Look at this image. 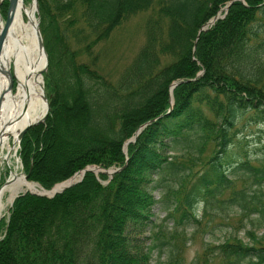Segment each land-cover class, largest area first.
<instances>
[{
  "label": "trees",
  "instance_id": "16d2710c",
  "mask_svg": "<svg viewBox=\"0 0 264 264\" xmlns=\"http://www.w3.org/2000/svg\"><path fill=\"white\" fill-rule=\"evenodd\" d=\"M37 1L51 109L20 142L29 180L50 190L90 165L122 169L89 171L54 197L21 193L0 220V264H151L155 252L165 264H264V233L207 244L190 262L183 241L202 211L264 227V140L255 155L241 141L264 126V0L227 12L231 0ZM144 11V44L116 77L103 73L95 47Z\"/></svg>",
  "mask_w": 264,
  "mask_h": 264
},
{
  "label": "rangeland",
  "instance_id": "374dc122",
  "mask_svg": "<svg viewBox=\"0 0 264 264\" xmlns=\"http://www.w3.org/2000/svg\"><path fill=\"white\" fill-rule=\"evenodd\" d=\"M6 1L8 0H4L2 6ZM25 1L27 4H31L32 2H34L32 0H25ZM2 6H1L2 9L1 14L3 18L7 20V11L9 4L8 6L6 5V7L4 8ZM36 13L38 16L37 18L41 24L39 7L38 8L36 7ZM150 14L151 11H144L131 16L120 27L116 28L107 40L103 41L97 47H95L94 54L99 55L98 62L99 65L101 66V71L103 73L110 75L111 77H116L119 74V72L123 70V68L130 63V61L138 52L140 47L144 44L145 25ZM75 16L76 17L81 16V9H77L75 15L72 14L68 15V18L73 19ZM66 25L69 26V29L75 26V25L70 26V24L67 22ZM85 45L86 42L80 45L76 41H74V39L70 40L71 48L74 51L80 53L78 56L79 60H87V56L85 55V49H84ZM57 57H58V51H57ZM47 71L48 69L43 74L46 94H47V90H46L45 74ZM16 84L17 83L13 80L14 89H16ZM242 134L246 136V138L241 139V141L245 143L244 150L250 152L253 155L259 152L258 148L260 145V141L264 140V126L247 125L245 126L244 130H242ZM9 140L12 148L11 149L12 153L10 155L11 157L7 156V159L0 157L1 159L0 189L3 188V186L10 183L13 174L22 173L25 176L26 173L22 159L20 158L19 155L20 143L15 142L13 137H9ZM127 145L128 144L125 145L126 149H127ZM61 149H63V147H61ZM7 180L9 181V183L5 184ZM27 181L34 182L31 180H27ZM34 183L40 186L38 182H34ZM26 191L28 190H23L20 193H25ZM154 194L156 195L157 198H160V194L157 190L154 191ZM4 202H5V208L3 209L1 218L9 215V208L12 205V201L10 200L9 193L5 195ZM154 212L156 214L155 218H158V221L160 223L162 219L165 217L166 212L161 209V205H157L156 208L154 209ZM202 212H200L201 225L185 228L184 230L185 232H183L185 235L183 241H185L186 244L185 246L186 257L189 262L192 259H194L198 253L202 252L207 247V244H219L221 242H224L226 238L232 236H237L239 238H242L247 243H254L255 241L253 237L248 233L249 230H253L257 237L263 236L264 227L254 226L251 223V219L242 218L237 213L232 214L230 217L226 219H222L217 217L210 218L209 216L205 217L203 216ZM252 218H256V215H254ZM169 226L175 229L172 222H170ZM177 229L179 230V227ZM180 231H182V229H180ZM147 236L148 234L146 235L144 234L140 236V238H142L141 244L143 243L149 244V239H147ZM170 236L171 235H169V237ZM177 242H179V239L177 240ZM165 260H166L165 256L159 259L157 253L155 252L151 264H159L160 261L162 262L161 264H165L164 262Z\"/></svg>",
  "mask_w": 264,
  "mask_h": 264
},
{
  "label": "bare ground",
  "instance_id": "6f19581e",
  "mask_svg": "<svg viewBox=\"0 0 264 264\" xmlns=\"http://www.w3.org/2000/svg\"><path fill=\"white\" fill-rule=\"evenodd\" d=\"M37 17L35 2L27 4L25 0H19L0 55V97L3 96L0 108V157L4 159L12 153L9 137L17 142L20 131L26 125L43 119L47 112V104L42 98L44 78L41 74L46 67L47 56L38 46ZM6 25L7 20L0 12V31ZM13 80L17 83L16 89L13 88ZM79 177L80 174L74 180ZM25 178L24 174L15 173L10 183L8 181L9 184L0 189V217L7 193L12 201L23 190L45 192L42 187ZM60 189L61 186H57L49 194Z\"/></svg>",
  "mask_w": 264,
  "mask_h": 264
},
{
  "label": "water",
  "instance_id": "95a60500",
  "mask_svg": "<svg viewBox=\"0 0 264 264\" xmlns=\"http://www.w3.org/2000/svg\"><path fill=\"white\" fill-rule=\"evenodd\" d=\"M36 4V7L38 8L39 5H38V1L37 0H33ZM235 0H231V2L225 6L223 8V10H225L227 12V10L229 9V6L234 2ZM244 1V0H242ZM4 0H0V12H1V6L3 4ZM19 4V0H9V7H8V11H7V25L6 27H4L1 31H0V55H1V51H2V48H3V44H4V41H5V38L7 36V32H8V27H9V24L11 23V20H12V15H13V12L15 10V8L18 6ZM225 16L224 15H220L218 14L217 16H215L210 22L209 24L211 23H214L217 19L219 18H223ZM207 28V26H204L201 30H205ZM36 36H37V40H38V46H39V49L42 50L43 52L46 53V56H47V64H46V67L41 71V74L43 75L45 73V71L47 70L48 68V65H49V56H48V53L46 51V48H45V44H44V40H43V36H42V33H41V29H40V22L38 24V26L36 27ZM201 74V73H200ZM180 83V81H177V82H174L172 83L171 87L172 89L174 87H176L178 84ZM42 90H43V93H42V98L43 100L45 101V103L47 104V112L46 114L44 115L43 119L37 121V122H34V123H30L28 125H26L19 133L18 135V138H17V142H21L23 136L25 135V133L30 129L32 128L33 126H36L42 122H44L46 119H47V116L50 112V109H51V105H50V102H49V99H48V96L46 94V91H45V86L42 85ZM172 96V104L174 103L173 101V95ZM2 103H3V96L0 97V108L2 106ZM146 125V124H145ZM143 125L138 131H137V134L134 138L130 139L129 142L131 141H135L136 138H137V135L141 132V130L143 129V127L145 126ZM128 142V143H129ZM122 168H111V169H104V168H101V167H97V166H87L86 168H84L83 170L75 173L73 176H71L70 178H68L67 180L63 181V182H60L58 184H56L52 189L50 190H47V189H44L45 192H34V191H31V190H28L26 192H31V193H34V194H38V195H41V196H48V197H54L57 193H60L62 191H64L65 189L67 188H70L72 187L73 185L81 182L85 176V174L89 171H92V172H95V174H99V173H107L108 175L112 176L115 172L121 170ZM31 171V170H30ZM80 174V177L77 179V180H74V178ZM29 176H30V172L29 173H25V177L26 179L28 180L29 179ZM8 183V180L5 182V184ZM57 186H61V189L56 191V192H53L52 194H49V192H51L55 187ZM2 187V186H1ZM19 194H17L13 200H12V205L14 203V200L16 199V197H18ZM11 205V206H12ZM0 220H1V217H0Z\"/></svg>",
  "mask_w": 264,
  "mask_h": 264
}]
</instances>
